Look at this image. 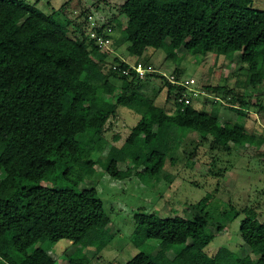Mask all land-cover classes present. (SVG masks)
Listing matches in <instances>:
<instances>
[{
  "label": "trees",
  "instance_id": "1",
  "mask_svg": "<svg viewBox=\"0 0 264 264\" xmlns=\"http://www.w3.org/2000/svg\"><path fill=\"white\" fill-rule=\"evenodd\" d=\"M252 2L124 0L120 12L125 22L119 26L124 25L134 63L152 67L150 58L141 60L149 48L171 49L168 57L181 62L179 49L202 60L225 46L241 52L240 70L247 82L258 86L264 82V9L254 8ZM69 3L46 13L36 4L26 6L25 0H0V237L10 244L7 249L0 246V264H54L52 254L42 247L46 240L67 239L82 255L87 249L99 252L105 247L110 217L98 189L51 187L44 181L58 176L70 180L74 169L91 172L100 163L113 178H121L126 162L136 168L147 163L139 173L160 175L168 155L159 146L178 144L180 130V136L198 132L223 152L237 144L262 143L245 125L222 121L219 106L199 109L192 101L180 107L178 97L185 88L171 81L168 97L176 93L174 111L158 104L143 90L145 79L157 71L141 77L131 62L99 48L88 34L89 14L83 22L61 19ZM27 16L35 18L36 28L49 25L37 39L26 40L20 31ZM106 27L113 25L104 22L98 32ZM114 63L120 69H114ZM178 69L177 63L174 74L181 78ZM111 78L121 81L113 95L106 91ZM206 88L226 90L219 85ZM238 98L243 107L250 106L242 94ZM120 106L139 113V120L122 145L91 158L94 143ZM252 106L264 111L260 97ZM211 197L207 194L173 216L138 211L136 232L159 240L160 254L171 250L169 264H264V220L250 215L256 212L254 207L244 208L247 215L240 224L244 254L237 262L206 251L216 233L240 214L231 207L215 216L208 210ZM133 239L140 245L134 235ZM151 250L140 249L124 264H159V253Z\"/></svg>",
  "mask_w": 264,
  "mask_h": 264
},
{
  "label": "rangeland",
  "instance_id": "2",
  "mask_svg": "<svg viewBox=\"0 0 264 264\" xmlns=\"http://www.w3.org/2000/svg\"><path fill=\"white\" fill-rule=\"evenodd\" d=\"M66 1L68 0H25L26 6L36 4L46 13L59 9ZM69 1L66 13L60 16L61 19L77 18L78 22H83L87 14L92 15V19L88 16V32L91 20L98 21V24L110 23L113 25L112 34L115 39L113 56L122 54L129 62H135L136 57L130 53L129 43L125 41L124 25L119 26V22H125L120 12V5L124 0ZM252 5L254 8L264 9V0H253ZM83 11L84 14L78 16ZM34 20V17L27 16L21 22L20 31L26 40L37 39L49 27L45 24L36 28ZM4 25L8 26L9 23ZM169 50L149 48L147 56L141 59L145 62V59L150 58V72L157 71L156 76L145 79V93L156 97L158 104L173 112L176 93L168 97L167 82L170 80L163 73L173 74L178 63L181 78H194L196 81L193 87L198 94L193 97L194 106L206 110L219 106L222 121H237L240 125H245L257 135L261 145L237 144L233 145L230 152H223L213 149L208 141L202 140L198 132L189 131L180 136V130L176 136L180 139L178 144L164 143L159 146L168 155L160 175L139 173L138 170L146 167L147 163L136 168L126 162L121 165V178H113L100 163L91 172L74 169L70 180L58 176L44 181V184L51 187L71 186L78 190L96 187L110 217L105 231L106 245L99 252L87 249L82 255L77 246L67 239L44 241L42 247L52 254L54 264H124L140 249L150 251L153 247L151 254L159 253L158 263L169 264L171 250L160 254L159 240L145 239L142 231L136 232L135 213L154 212L161 217L181 214L186 206L207 194H212L208 210L215 216L221 210L231 207L240 211L206 246L205 249L210 255L235 263L244 254L240 238L241 220L247 215L244 208L254 207L256 212L250 215L264 220V111L258 112L252 106L258 97L264 102V82L258 86L247 82L246 76L240 70L241 52L227 51L225 46L218 54L209 53L202 60L201 56L196 57L184 49H179L178 54L183 55L181 62L180 58L175 60L168 57ZM110 82L106 91L113 95L117 93L121 81L111 78ZM207 85L225 86L226 90H209ZM229 89L234 92L230 93ZM240 94L250 106L243 107L240 104ZM139 118L140 114L133 109L120 106L117 115L107 123L103 135L94 143L89 156L97 159L108 155L114 147L122 145ZM133 235L140 245L135 244ZM9 245L8 241L0 237V246L3 249H7Z\"/></svg>",
  "mask_w": 264,
  "mask_h": 264
},
{
  "label": "built area",
  "instance_id": "3",
  "mask_svg": "<svg viewBox=\"0 0 264 264\" xmlns=\"http://www.w3.org/2000/svg\"><path fill=\"white\" fill-rule=\"evenodd\" d=\"M93 16L89 15V19H92ZM102 24H98V21L96 20H91L90 22V27H89V37L93 38L96 40L99 48L103 50H113V44H114V36H113V28L111 27H106L103 29L102 33L98 32L97 28H101ZM119 64L114 63L113 68L114 69H120L118 66ZM132 66L139 72V75L141 77H145L146 73L150 71L148 67H145L142 62L138 63H132ZM124 73H128V69H123ZM164 76H166L172 83H176L179 86H182L185 88V92L183 93L182 96L178 97V104L180 107L185 106L186 104H190L193 101L194 95H197L198 92L195 91L193 85L195 84V79L194 78H177L176 75L170 74L167 75L166 73H163ZM195 91V92H194Z\"/></svg>",
  "mask_w": 264,
  "mask_h": 264
},
{
  "label": "crops",
  "instance_id": "4",
  "mask_svg": "<svg viewBox=\"0 0 264 264\" xmlns=\"http://www.w3.org/2000/svg\"><path fill=\"white\" fill-rule=\"evenodd\" d=\"M117 52V51H116ZM117 54V53H116ZM117 55H119V56H121L123 59H126L124 56H122V54H117ZM126 60H128V59H126Z\"/></svg>",
  "mask_w": 264,
  "mask_h": 264
}]
</instances>
